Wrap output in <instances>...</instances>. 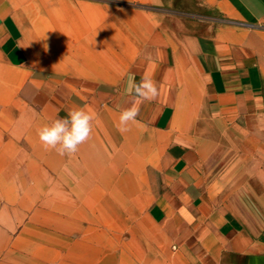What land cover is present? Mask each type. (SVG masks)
Masks as SVG:
<instances>
[{
  "label": "crops",
  "instance_id": "crops-1",
  "mask_svg": "<svg viewBox=\"0 0 264 264\" xmlns=\"http://www.w3.org/2000/svg\"><path fill=\"white\" fill-rule=\"evenodd\" d=\"M54 1L37 21L0 0V56L13 83L45 96V118L78 108L94 115L73 154L38 136L42 158L62 171L76 163V176H117L104 190L127 195L72 199L76 216L58 227L44 263L264 264V221L254 211L264 210V165L249 168L264 162L255 153L264 149V0ZM145 75L159 95L121 133L119 114L134 100L129 77ZM35 133L24 128L28 144ZM10 144L0 128V161L12 158ZM83 185L78 194L90 191ZM142 193L152 194L145 205L132 198ZM112 203L117 217L95 210Z\"/></svg>",
  "mask_w": 264,
  "mask_h": 264
},
{
  "label": "rangeland",
  "instance_id": "rangeland-1",
  "mask_svg": "<svg viewBox=\"0 0 264 264\" xmlns=\"http://www.w3.org/2000/svg\"><path fill=\"white\" fill-rule=\"evenodd\" d=\"M16 1V9L22 18H27L31 10L37 21L56 5L54 0ZM9 75L12 76V71L0 56V128L3 127L4 138H14V144L7 147L8 151L14 148L12 158L8 162L0 161V264H45V258L53 254L58 227L62 224L63 228H70L71 219L76 216V209L71 207L72 199L89 198L107 203L116 202L127 194L105 191L107 183L120 182L117 176H76V163L69 160L62 163L60 169L63 171L56 169L59 163L53 158L44 160L40 155L36 133L32 134L30 144L26 142L23 137L26 126L38 131L41 121L50 122L53 118L42 116L41 108L46 98L36 87L30 84L23 87V82L14 84ZM11 90L15 91L14 98L10 96ZM258 137L264 139V131L258 133ZM260 149L256 148L255 153L264 151ZM90 163L99 166V162ZM233 163L240 168L245 162ZM249 164L250 169L256 170L263 168L264 162L256 157ZM82 182L90 191L78 194L76 188H80ZM254 184L256 189L261 186L257 180ZM151 195L133 194L132 198L142 196L145 205ZM95 210L97 213L109 211L112 217L119 216V209L114 208L113 203L111 208ZM138 210L136 216H141ZM254 211L260 216L258 220L264 221L261 217L264 210L256 208Z\"/></svg>",
  "mask_w": 264,
  "mask_h": 264
},
{
  "label": "clouds",
  "instance_id": "clouds-1",
  "mask_svg": "<svg viewBox=\"0 0 264 264\" xmlns=\"http://www.w3.org/2000/svg\"><path fill=\"white\" fill-rule=\"evenodd\" d=\"M126 92L134 96L132 106L119 114L117 129L121 133L129 130L130 123H136L139 115V105L144 101H153L159 95L156 82L148 75L136 82L129 77ZM94 115L83 108L70 110L66 117L58 118L38 130V136L43 146L55 150L60 155L73 154L78 151L92 133Z\"/></svg>",
  "mask_w": 264,
  "mask_h": 264
}]
</instances>
